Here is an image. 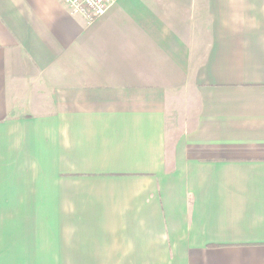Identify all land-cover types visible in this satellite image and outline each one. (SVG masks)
<instances>
[{"label": "crops", "instance_id": "obj_1", "mask_svg": "<svg viewBox=\"0 0 264 264\" xmlns=\"http://www.w3.org/2000/svg\"><path fill=\"white\" fill-rule=\"evenodd\" d=\"M0 264H264V0H0Z\"/></svg>", "mask_w": 264, "mask_h": 264}, {"label": "built area", "instance_id": "obj_2", "mask_svg": "<svg viewBox=\"0 0 264 264\" xmlns=\"http://www.w3.org/2000/svg\"><path fill=\"white\" fill-rule=\"evenodd\" d=\"M72 15H81L87 22L103 15L115 0H60Z\"/></svg>", "mask_w": 264, "mask_h": 264}]
</instances>
